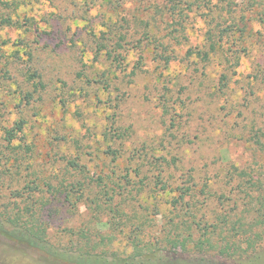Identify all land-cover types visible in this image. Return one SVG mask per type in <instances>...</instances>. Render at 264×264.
Wrapping results in <instances>:
<instances>
[{
	"label": "rangeland",
	"instance_id": "1",
	"mask_svg": "<svg viewBox=\"0 0 264 264\" xmlns=\"http://www.w3.org/2000/svg\"><path fill=\"white\" fill-rule=\"evenodd\" d=\"M263 69L264 0H0V264L125 259L136 226L167 255L162 239L193 232L171 204L191 185L195 223L247 225Z\"/></svg>",
	"mask_w": 264,
	"mask_h": 264
},
{
	"label": "trees",
	"instance_id": "2",
	"mask_svg": "<svg viewBox=\"0 0 264 264\" xmlns=\"http://www.w3.org/2000/svg\"><path fill=\"white\" fill-rule=\"evenodd\" d=\"M167 1L171 3V0ZM34 76V74L31 75V78ZM22 124V122L16 123L14 127L5 132L8 141L14 138L16 132L22 130ZM72 164L78 167L75 163ZM247 189L259 193L256 197L259 205L257 209L255 208L256 216H253L247 225L243 224L239 218L232 223L229 214L221 217L215 216L211 221L205 222L203 226L198 222L195 223L194 212L198 211L196 200L198 196H202L204 191H198L191 185L180 189L181 193L171 200V204L176 206L181 200L188 202L187 214L191 219V225L187 228L190 230L193 226V232H198L196 238L191 231L186 236L181 234L173 237L166 236L161 240L165 249L160 250L165 251L167 255L157 258L151 255H154L158 248L153 249L156 247L153 243L147 244L145 242L142 244L139 240V226H136L129 235L131 246L135 252L134 255L125 259H108L103 255H86L75 260L78 264H216L212 263V259H219L222 262L220 264L223 262L225 264H264V248H260L264 242V188L259 182H252ZM208 196L212 197L211 195ZM250 196L248 193V197ZM108 200L110 201L111 198ZM13 228H18V237L28 241L31 246L45 249L44 231L40 228L19 223L18 219L13 221ZM239 230L243 238L238 236L237 231ZM180 255H186L187 259L180 260Z\"/></svg>",
	"mask_w": 264,
	"mask_h": 264
}]
</instances>
